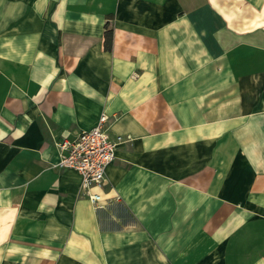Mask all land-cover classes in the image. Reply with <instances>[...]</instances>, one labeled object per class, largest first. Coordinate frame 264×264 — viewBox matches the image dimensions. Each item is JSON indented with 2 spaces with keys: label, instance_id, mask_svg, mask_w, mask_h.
<instances>
[{
  "label": "crops",
  "instance_id": "crops-1",
  "mask_svg": "<svg viewBox=\"0 0 264 264\" xmlns=\"http://www.w3.org/2000/svg\"><path fill=\"white\" fill-rule=\"evenodd\" d=\"M0 264H264V0H0Z\"/></svg>",
  "mask_w": 264,
  "mask_h": 264
},
{
  "label": "built area",
  "instance_id": "built-area-1",
  "mask_svg": "<svg viewBox=\"0 0 264 264\" xmlns=\"http://www.w3.org/2000/svg\"><path fill=\"white\" fill-rule=\"evenodd\" d=\"M108 120V115L102 112L92 129L80 131L73 139L63 137L55 143L59 153L55 166L80 175V189L94 206L100 202L101 195L91 190L105 183L106 168L115 160L118 144L108 134Z\"/></svg>",
  "mask_w": 264,
  "mask_h": 264
},
{
  "label": "trees",
  "instance_id": "trees-1",
  "mask_svg": "<svg viewBox=\"0 0 264 264\" xmlns=\"http://www.w3.org/2000/svg\"><path fill=\"white\" fill-rule=\"evenodd\" d=\"M104 44H105L106 49L110 48V46H111V30H106Z\"/></svg>",
  "mask_w": 264,
  "mask_h": 264
}]
</instances>
